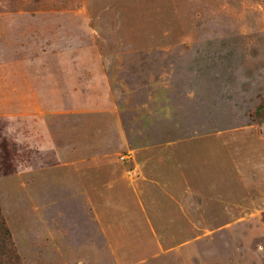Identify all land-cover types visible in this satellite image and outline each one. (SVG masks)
Here are the masks:
<instances>
[{
	"label": "rangeland",
	"instance_id": "374dc122",
	"mask_svg": "<svg viewBox=\"0 0 264 264\" xmlns=\"http://www.w3.org/2000/svg\"><path fill=\"white\" fill-rule=\"evenodd\" d=\"M0 217L1 264H264V0H0Z\"/></svg>",
	"mask_w": 264,
	"mask_h": 264
},
{
	"label": "trees",
	"instance_id": "16d2710c",
	"mask_svg": "<svg viewBox=\"0 0 264 264\" xmlns=\"http://www.w3.org/2000/svg\"><path fill=\"white\" fill-rule=\"evenodd\" d=\"M0 238H2V243L0 245V259H9V257L12 260L17 261V257L15 256L14 252L12 250H9L7 247V244H9V234L8 231L4 227V223L0 217ZM8 262L4 263L7 264ZM1 264V262H0Z\"/></svg>",
	"mask_w": 264,
	"mask_h": 264
}]
</instances>
